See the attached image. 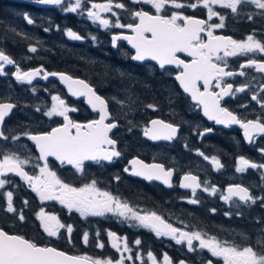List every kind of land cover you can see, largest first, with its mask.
<instances>
[{
    "label": "flooded vegetation",
    "instance_id": "af4514ba",
    "mask_svg": "<svg viewBox=\"0 0 264 264\" xmlns=\"http://www.w3.org/2000/svg\"><path fill=\"white\" fill-rule=\"evenodd\" d=\"M93 2L105 3L106 0H93ZM115 2L124 3L126 8H113L118 16H112L111 13L102 14L103 17L112 22L119 18L122 24L138 23V20L131 16L132 10L143 9L154 12L150 5L134 4L132 0H114ZM180 2H184V0H180ZM88 6L90 5L86 4V7ZM51 8L54 7L51 6ZM214 9L226 17L225 27L216 29L215 35L229 36L232 39L242 41L249 34H252L256 39L264 41V15H261V10L254 5L242 6L238 14H233L229 9H222L219 6H214ZM180 11L195 18L207 19L206 10L203 8L195 10L185 8ZM61 13L69 16L67 27L63 25L53 26L54 34L52 36L55 37L50 41L48 49L46 46L45 56L38 55L40 51H38L39 46L36 45L38 51L35 55L36 58L31 59L24 55L23 51L21 53L23 64L18 62L19 66L23 70L43 66L48 72H66L73 77L86 80L94 87L97 94L107 98L104 91L110 90V86L102 88L98 77V75L101 77L100 73L96 70L94 72L87 71L90 65L85 57H88L87 51L92 47L98 55V60L94 62L98 68L103 65L102 60L107 59V53L104 49L110 48L120 54V57H117V60H114L112 64H115L121 72L126 74L124 77L121 76L122 78L119 77V80L127 89L131 87V96L135 103H131L127 99L128 96H122L123 93H118V96L119 99L124 100L125 107L121 108L116 102L109 103L108 101L111 117L118 124L110 136L117 141V149L122 153L120 157L114 158L112 162L104 161L101 164L86 161L85 171L82 174L76 173L70 165H61L55 158L49 157L50 169L57 172L58 176L65 182L72 183L76 187L96 179L98 181L97 186L102 190L109 191L122 200L128 201L130 206L137 211H156L174 227L183 228L186 231L207 232L209 236H216L221 240L233 241L240 245L255 244L259 230L264 228V206L261 205V201L257 200L255 204H244L237 200L236 203L239 204V208H237L232 204L224 203L220 199V193L230 184H241L249 188L254 196H264V180L261 179V173L264 172V169H248L244 173H237L235 170L237 158L240 156L256 163H264V155L258 150L264 147V136H256L255 141L249 143L244 139L243 130L238 124L225 127L208 120L204 116L202 108L196 105L175 80V75L179 71L176 67L167 66V71H164L154 61L136 62L131 60V55H134L135 50L131 49L130 44L125 40L118 41L117 47L112 48V35H130L129 29L114 27L104 29L98 23H93L88 19L86 13L84 15L62 11ZM167 14H171V9ZM248 14H252V20L247 19ZM213 22L218 23V18L214 17L210 23ZM46 26L47 24L42 27L43 32H45ZM68 28L83 36L84 39L79 41L69 39L65 35V29ZM93 35L97 37L95 42L91 39ZM202 36L207 40L205 34L202 33ZM30 45L35 46L34 44ZM62 45L66 46V56H60L56 59L57 51H53V48ZM178 55L186 61L191 60V57H187L184 53ZM250 58L264 61V54L249 53L226 58L228 63L226 71L239 72L242 70L246 75L225 77L224 83H231L234 87L249 84V87L242 93L225 96L221 100V105L241 118L256 119L257 116L264 117V109L253 101L251 96L256 93L264 97V93L260 90V85L264 84V73L257 72L254 68H240V65L246 63ZM109 62L111 64L110 60ZM10 68V65H6L7 75L0 76V87L2 90L9 91L10 94L5 96L3 93L5 98L0 99V101L9 98L8 100L13 101L19 110L35 111L36 115L34 119L27 120L28 123L25 121L28 128L23 131L19 127L16 128L15 132H10L6 126L7 120H5L1 130L9 139H0V149L6 148L9 151H15L21 158L30 156L32 159L30 164L25 166V171L29 174H38L39 169L34 165L40 164L42 166L43 162L36 159L39 155L34 144L22 133H32L33 131L29 130L30 125H34L36 128L34 132H44L63 124L62 117L50 119L43 115V112L51 106L52 95L61 96L69 107L78 109L68 113L69 117L78 123L98 119L99 114L89 108L84 97L72 96L59 80L42 79L35 80L32 84L21 83L11 75ZM137 76H144L147 79L150 92L139 85L142 79L140 80ZM108 84H112V82ZM18 85L20 86L18 91H22V94L12 92ZM33 88L36 89L35 92L32 91ZM144 90L146 91L144 92ZM211 90L220 91L214 86ZM158 92H163V100L158 98ZM30 93L33 95L32 97L29 95ZM150 103L158 106L156 111L145 107ZM37 106L41 108V111H36ZM155 118L177 125L179 127L177 138L172 141H152L145 137L142 131L143 126ZM205 128H211L213 131L206 133L203 137L199 136L198 133ZM12 135H20V140L13 142L11 140ZM197 150L208 157L216 156L224 167L219 171L215 170L208 160L197 155ZM133 158H138L146 164L160 163L165 168L173 169V187H167L158 180L148 181L125 172V167L131 168L128 161ZM186 173L197 176L201 182L207 180L210 185H215L220 191L215 195H209L197 189V197L200 203L195 205L187 203V198L192 196L191 190L179 187L180 179ZM116 176H119L120 179L116 180ZM3 178L12 181V183L6 185L4 189H0V227H3L10 234L24 235L41 245L54 246L58 250L72 255H87L93 258H110L113 260L119 259L123 255L125 264H151L147 259L149 251L157 257L159 262H162L165 253L176 264L181 259L186 264H206L207 259L216 261V258L211 257L206 250L197 248L196 251L189 252L186 244L177 245L169 237H157L149 229L136 225L135 221H125L112 213H106L104 216L87 217H81L75 211L69 213L57 201L42 202L36 193L18 176L8 174L7 177ZM7 191L13 192L14 207L17 212L22 210L26 217L24 222L19 221L16 214L5 211L6 199L3 193ZM25 200L28 201L27 205L24 204ZM41 207L44 208L45 212L57 215L62 223L73 226L70 237L71 243H69V234L66 229H61V235L58 237H48L43 232L40 221L36 217V213ZM213 208L216 209L215 213L211 211ZM225 212H230L231 215L226 216ZM86 231L89 233L87 244L83 241V234ZM108 231L115 232L118 237L126 238L131 252L123 251V239L119 241L121 244L120 252L112 248L107 235ZM242 233L251 239L244 240L241 236ZM137 239L141 241L139 245L135 243ZM98 242L103 243L105 247L103 249L97 247ZM194 244L198 245V242L194 241ZM137 253L141 255V260L135 259ZM128 256H132L133 260H128ZM216 264H222V261H216Z\"/></svg>",
    "mask_w": 264,
    "mask_h": 264
},
{
    "label": "snow or ice",
    "instance_id": "6c2138e0",
    "mask_svg": "<svg viewBox=\"0 0 264 264\" xmlns=\"http://www.w3.org/2000/svg\"><path fill=\"white\" fill-rule=\"evenodd\" d=\"M132 2L150 5L154 12L143 9L132 10L131 16L138 20V23L122 24L119 18L112 22L102 16L103 13L118 16L113 8H126L124 3H114V0H106L105 3H95L93 0H35V3L38 4L56 6L64 13H76L77 15L86 13L88 19L93 23H98L104 29L113 27L129 29L130 35H112L113 47H117L118 41L125 40L135 50V54L131 55V60L155 61L159 68L164 71H167V66L174 65L179 69L175 75V80L179 82L180 87L196 105L202 108L203 114L208 120L225 127L238 124L243 130L244 139L249 143H253L256 136H264V117L241 118L221 105V100L225 96H234L236 93L244 92L249 87V84L234 87L231 83H224L225 77L246 75L242 70L239 72L226 71L228 67L226 58L249 53L264 54V41L256 39L252 34H249L242 41L232 39L229 36L214 34L216 29L225 27L226 19L224 14L214 9V6L229 9L231 13L238 14L242 6L251 4L260 9V14L264 15V0H184V2H180V0H132ZM86 4L90 6L86 7ZM185 8L205 9L207 19L185 15L183 11H180ZM169 9H171L170 15L167 14ZM214 17L218 18V23H210ZM23 19L29 25L34 23L28 14H24ZM247 19L252 20V14H248ZM12 31L15 32V29ZM44 31L48 32L50 28L45 27ZM202 33L207 36V40L203 38ZM17 34L19 35V33ZM24 35L27 38V35ZM65 35L75 41L84 39L83 36L70 28L65 29ZM91 39L95 42L97 37L93 35ZM27 51L36 53L37 47L29 45ZM179 53L186 54L187 57H191V60L181 59ZM6 65L14 66L15 71L11 75L21 83L32 84L37 77L44 80L50 76L58 77L72 96L84 97L92 111L99 114V118L86 123H78L68 115L69 112H75L78 109L69 107L61 96L52 95L51 106L43 112V115L50 119L62 117L63 124L42 133H22L34 142L39 152L36 159L43 162L42 166L40 164L34 165L39 169L38 174H29L25 171V166L31 162L30 156L21 158L15 151H9L6 148L0 149V189H4L6 185L12 183L3 177L13 174L24 181L42 202L57 201L69 213L75 211L81 217L104 216L106 213H112L125 221H135L136 225L149 229L157 237H169L177 245L186 244L189 252H194L197 248L206 250L211 257L216 258V261H222V264H264V228L259 230L255 244L240 245L233 241L221 240L216 236H209L207 232L186 231L183 228L174 227L156 211H137L130 206L128 201L99 188L96 179H92L79 187L65 182L58 176L57 172L50 169L49 157H55L61 165H70L76 173L82 174L85 171L86 161L101 164L104 161L112 162L114 158L121 156V151L117 149V141L109 135L113 129L118 127V124L111 117L108 99L98 95L94 87L86 80L74 78L67 73L48 72L43 66L25 71L14 58L0 49V76L7 75ZM240 68H254L257 72L264 73V61L250 58L246 63H242ZM120 75L124 77L126 74L121 72ZM213 86L219 88L220 91H212ZM260 90L264 93V84L260 85ZM32 91L35 92L36 89L33 88ZM125 91L130 93V88L125 89ZM111 99L121 108L125 107L124 100L115 96ZM127 99L131 103H135L131 94L128 95ZM251 99L264 109V97L253 93ZM15 107L17 105L10 100L0 101V126L4 125L6 117L11 114ZM145 107L153 111L158 108L156 104L151 103ZM36 111H41V108L37 106ZM109 120L112 122L106 123ZM142 131L149 140L172 141L177 138L179 127L157 118L144 125ZM212 131L211 128H205L198 135L203 137ZM0 139L8 140L9 137L0 130ZM11 140L13 142L19 141L20 135H12ZM258 150L264 155V147ZM197 155L203 156L217 171L224 167L216 156L208 157L199 150H197ZM128 164L131 168L125 167L124 171L130 175L142 177L148 181L158 180L167 187H173V169L165 168L160 163L146 164L138 158L129 160ZM248 169H264V163H256L243 156L238 157L236 172L244 173ZM115 179L119 180L120 177L116 176ZM261 179L264 180V172L261 173ZM179 187L191 190L192 196L187 198V203L194 205L200 203L197 197V189L209 195H215L220 191L215 185H210L207 180L201 182L197 176L191 173H186L181 177ZM3 196L6 199L5 211L16 214L19 221L24 222L26 217L22 210L17 212L14 207L13 192L7 191L3 193ZM220 199L237 208H239V204L236 203L237 200L244 204H255L257 200H260L261 205L264 206V196H254L249 188L241 184H230L220 193ZM24 204L27 205L28 201L25 200ZM211 211L215 213L216 209L213 208ZM225 215L229 216L231 213L225 212ZM36 217L40 221L43 232L48 237H58L61 235V229H66L69 234V243H71L70 237L73 232L71 224L62 223L57 215L45 212L43 207L36 213ZM181 223L183 222L181 221ZM107 235L112 248L116 249L117 252L121 251L119 241L122 239L124 240L123 251L131 252L126 238L118 237L112 231H108ZM241 236L246 241L251 239L243 233ZM88 240L89 233L86 231L83 234V241L87 244ZM194 241L198 242V245L194 244ZM135 243L139 245L141 241L137 239ZM97 247L103 249L105 245L98 242ZM127 259L133 260V257L128 256ZM135 259L141 260L142 257L137 253ZM147 259L151 264H176L167 253L164 254L162 262H159L151 251L147 253ZM216 261L207 259L206 264H216ZM0 264H125V257L121 255L119 259L113 260L110 258H93L87 255H69L54 246L47 244L42 246L24 235L10 234L3 227H0ZM178 264H186V262L181 259Z\"/></svg>",
    "mask_w": 264,
    "mask_h": 264
},
{
    "label": "trees",
    "instance_id": "16d2710c",
    "mask_svg": "<svg viewBox=\"0 0 264 264\" xmlns=\"http://www.w3.org/2000/svg\"><path fill=\"white\" fill-rule=\"evenodd\" d=\"M22 12L30 13L29 15H31L32 19L34 20L33 26H29L26 23V21L23 19ZM41 13L50 14L54 26L63 25L67 27L69 16L68 14H62L58 7L37 9L36 7L28 3H23L20 1L0 0V49H3L21 65L23 64V57H21V53L23 51L24 55L30 57L31 59L36 58V53H29L27 51V47L30 44L38 45V51H40L38 55L45 56L47 52L44 51L46 49V45L37 43L36 37L38 35H42L46 41L55 37L52 36L54 34L53 26L50 27L49 33L43 32L41 25L44 23L48 25V22L45 19L40 18ZM12 29H15V32H13ZM17 33H19V35ZM24 34L27 35V38H25ZM48 47L49 45L47 46V49ZM55 50L57 51V54L55 55L56 59L57 57L63 56V53H66L65 49L60 50V48L58 47H54L53 51ZM90 50L94 49L91 47ZM106 57L111 61V64L112 62H114L113 58H110L108 56ZM85 59L87 61L91 60L90 57H85ZM89 65L91 68H94L93 66H96V69L94 68L93 70L98 71L101 77H103L104 79V74L115 77L111 70L113 69V67L118 69V67H115V64H112L113 67H111L110 69H107L106 66L104 67L103 65L97 68V65L91 62H89ZM1 89L2 88L0 87V90ZM158 95V98L163 100V92H158ZM35 115L36 112L34 111L24 112L22 110L16 109L12 116L7 120L6 126L9 128L10 132H15L16 128L19 127L21 128V131H23L28 128V125L25 124V121L27 122V120L34 119ZM35 129L36 128L34 127V125H30L29 130L34 131Z\"/></svg>",
    "mask_w": 264,
    "mask_h": 264
},
{
    "label": "rangeland",
    "instance_id": "374dc122",
    "mask_svg": "<svg viewBox=\"0 0 264 264\" xmlns=\"http://www.w3.org/2000/svg\"><path fill=\"white\" fill-rule=\"evenodd\" d=\"M40 18L41 19H45L48 22V25L46 27L50 28L51 26H54V24L52 23V18H51V15L50 14L41 13L40 14ZM44 25H46V24L44 23L41 26L43 27ZM51 40L52 39L46 41L42 35H38L36 37V41H40V43H42L43 45H46V46L50 45V41ZM57 47L60 48V50H61V49H65L66 46L62 45V46H57ZM104 51H105V53H107L106 56H108L110 58H113V60H117V57H120V54L116 53L115 51H112L110 48L107 49V50L105 48ZM84 54H86V53H84ZM87 54H88L87 56L91 58V60H88V62L94 63V62H96L98 60V55H96L97 54L96 51L89 50V51H87ZM64 55L66 56V53H63V56ZM102 61H103V66L104 67L106 66L107 69H110L111 67H113L110 64L108 58L105 59V60H102ZM87 71L94 72L93 68H91V67ZM111 72L115 75V77H112L111 75H106V74H104L105 75V80L102 79L99 75H98V77L100 79V83H101L100 85H101L102 88L104 86H108V85L110 86L111 89L110 90L107 89L104 92L106 93L107 98H109L112 101V103H115V101L111 99L113 96L117 97L118 96V93H121V94L123 93L122 96L127 97L129 94H132V91H131V87H129V86L128 87L130 88V93L125 91V89H127L126 86L122 85V81L119 80L120 78H122L121 75H120L121 71L119 69L113 67V69L111 70ZM109 74H111V73H109ZM137 77L140 80L142 79V82H140L139 85H142L144 89H147L148 92H150L151 90H150V88L148 86L147 79L144 76H137ZM110 82H112V84H108ZM145 91L146 90H144V92ZM6 94H10V93L7 92ZM117 98H120V97L118 96Z\"/></svg>",
    "mask_w": 264,
    "mask_h": 264
},
{
    "label": "water",
    "instance_id": "95a60500",
    "mask_svg": "<svg viewBox=\"0 0 264 264\" xmlns=\"http://www.w3.org/2000/svg\"><path fill=\"white\" fill-rule=\"evenodd\" d=\"M15 1H26V2H28V3H30V4H32V5H34V6H37V7H49V6H51V5H43V4H38V3H35V0H15ZM112 48H114V47H112ZM130 48L131 49H133L132 47H131V45H130ZM134 50V49H133ZM135 54V53H134ZM151 61V60H150ZM137 62V61H136ZM155 62V61H154ZM170 66H174V65H170ZM175 67V66H174ZM30 69H32V68H30ZM29 70V69H28ZM27 71V70H26ZM59 72H61V71H59ZM64 73H66V72H64ZM49 78H52V79H57V80H59L58 79V77H52V76H50ZM48 78V79H49ZM74 78H77V77H74ZM38 79H42V78H40V77H37V78H35L33 81H35V80H38ZM60 81V80H59ZM178 82V81H177ZM179 83V82H178ZM62 85L67 89V87L62 83ZM183 90V89H182ZM99 95V94H98ZM13 103V102H12ZM85 103H86V100H85ZM87 104V103H86ZM88 105V104H87ZM89 106V105H88ZM89 108L91 109V107L89 106ZM92 110V109H91ZM9 117V116H8ZM8 117H6V118H8ZM155 119H157V118H155ZM159 119V118H158ZM106 123H108L107 121H106ZM59 126V125H58ZM55 127H57V126H55ZM1 128H2V126H0V130H1ZM53 128V127H52ZM51 130V128L48 130V131H50ZM114 130V129H113ZM112 130V131H113ZM44 132H46V131H44ZM37 133H42V132H37ZM37 133H32V134H37ZM110 134V133H109ZM31 141V140H30ZM32 142V141H31ZM33 144H34V142H32ZM34 146H35V144H34ZM35 150H36V152L38 153V155H39V152H38V150L36 149V147H35ZM52 158H55V157H52ZM43 246V245H42ZM67 253V252H66ZM67 254H69V253H67ZM69 255H72V254H69Z\"/></svg>",
    "mask_w": 264,
    "mask_h": 264
}]
</instances>
